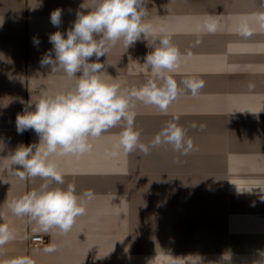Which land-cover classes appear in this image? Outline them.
<instances>
[{
    "label": "crops",
    "instance_id": "crops-1",
    "mask_svg": "<svg viewBox=\"0 0 264 264\" xmlns=\"http://www.w3.org/2000/svg\"><path fill=\"white\" fill-rule=\"evenodd\" d=\"M90 4L0 0V224L15 233L0 247V264L24 257L33 264H264V27L256 21L264 0H149L147 22L154 35L164 28L181 53L170 74L181 89L189 77L205 81V87L197 97L183 91L167 113L137 102L135 128L149 144L179 116L198 150L183 156L168 145L144 155L121 148L111 157L122 131L115 127L89 137L91 151L78 158L52 157L64 187L74 182L78 193L95 194L67 234L58 228L41 232L8 210V202L42 182L22 181L11 172L17 148L39 143L34 131L17 133L16 116L31 98L75 87L74 79L63 71L50 73L40 60L52 48L49 35L66 33L76 13ZM58 8L59 29L50 22ZM209 19L219 22L215 33L203 28ZM241 20L252 27L251 38L238 34ZM154 35L128 49L118 42L100 58L104 79L121 89L145 83L152 73L144 57ZM193 123L206 127L193 129ZM31 236L47 243L29 249ZM50 244L58 250L45 253Z\"/></svg>",
    "mask_w": 264,
    "mask_h": 264
},
{
    "label": "clouds",
    "instance_id": "clouds-1",
    "mask_svg": "<svg viewBox=\"0 0 264 264\" xmlns=\"http://www.w3.org/2000/svg\"><path fill=\"white\" fill-rule=\"evenodd\" d=\"M148 3L149 0H91L88 7H83L86 12L76 13L66 33L57 30L49 35L52 48L44 53L40 66L50 73L63 71L75 80V87L53 95L41 94L35 102L31 98L24 111L17 114V133L34 131L39 143L17 148L11 156V172L22 181L35 182L39 178L42 182L7 205L13 215L27 217L28 223L35 222L41 232L49 233L58 228L62 234H67L76 219L86 214L84 201L92 200L94 192L89 189L78 193L74 182L64 187V174L52 157L78 158L90 152L89 137H100L112 128L121 127L118 143L108 152L111 157H117L121 148L125 153L138 151L144 155L151 149L168 145L183 156L198 150L193 140L186 138V129L178 123L179 116L169 120L149 144L141 142L140 132L135 128L137 102L167 113L183 91L197 97L205 87V81L195 77L184 79L183 89L178 86L170 73L178 67L181 53L164 28L159 35H154L153 26L147 22ZM62 15L63 10L59 8L50 14V22L57 29L62 24ZM256 21L264 27V13L257 14ZM203 28L215 33L219 22L209 19ZM237 31L245 39L253 35L247 20L239 22ZM150 35H154L149 45L152 51L144 57V64L148 65L151 77L139 87L125 89L107 82L102 75L105 64L99 62L100 58L106 57L118 42L122 41L128 49L141 39L148 41ZM39 43V39L33 37V44L38 46ZM254 87L249 84L250 89ZM191 127L203 131L206 126L193 123ZM14 238L15 233L0 224V247ZM57 250L55 244H50L44 252ZM13 264L33 262L24 257Z\"/></svg>",
    "mask_w": 264,
    "mask_h": 264
},
{
    "label": "built area",
    "instance_id": "built-area-1",
    "mask_svg": "<svg viewBox=\"0 0 264 264\" xmlns=\"http://www.w3.org/2000/svg\"><path fill=\"white\" fill-rule=\"evenodd\" d=\"M47 240L43 236H31L28 238L27 246L29 249L38 248L45 245Z\"/></svg>",
    "mask_w": 264,
    "mask_h": 264
}]
</instances>
